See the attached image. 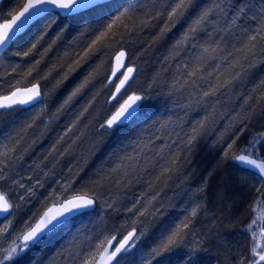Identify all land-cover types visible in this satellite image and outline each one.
<instances>
[{"label":"trees","instance_id":"trees-1","mask_svg":"<svg viewBox=\"0 0 264 264\" xmlns=\"http://www.w3.org/2000/svg\"><path fill=\"white\" fill-rule=\"evenodd\" d=\"M25 1L20 0V3ZM126 2L127 0H115L69 18L50 14L17 38L11 48L0 58V93L7 94L13 87H29L37 81L43 94L46 95L47 90L51 93V99L48 96V103L45 104L48 106L47 109L42 104L45 98L43 95L42 101L33 107H14L3 110L5 112L2 117L0 116V145L9 144L11 147L17 139L20 140L17 151L11 153L13 159L5 160L7 167L0 164V168H3V173L0 175L11 176L13 173L20 175V170L29 168L36 179L32 184V194L21 202L18 201L19 203H14L10 198V189L5 190L0 186V192L4 191L10 202L18 205L19 212L15 207L9 214L10 217L15 215L14 224L16 229L20 230L17 235L25 230L27 225L35 224L43 212L51 205L59 204V200L87 193L94 196L97 202L94 211L64 224L32 246L13 264H78L80 257L92 250L104 236H111L112 231H115L113 235H116L119 240L133 230L140 237L139 239L144 238L141 242L142 256H136L122 264H143V257L177 225V217L184 214L181 192L190 194V190L195 197V204L200 203L201 208L190 225L191 230L188 232L185 243L191 239L193 242H205V250L200 253L201 264H236L238 257H249L250 243L245 240L246 238L240 237L242 242L240 246H237V241L240 240H238L239 236L235 237V228L240 227L242 223L230 225L232 232L224 234L222 232L224 222L221 220L216 222L215 218H228L227 209L231 205L244 204L241 206L240 215H242H237L240 219L250 208V193L242 194L239 191L243 195L242 198L236 195L232 202L224 200V192H229L228 189L237 192L226 181L225 174L228 172L239 176V167L234 161L232 162L231 155L239 146L246 144L252 138L254 128L264 120V100L257 103V98L264 89L256 93L252 92V89L264 80V52L260 51L264 48V42L257 47L254 67L246 68L240 78L221 88L216 96L208 97L206 103L197 104L195 100L201 92L207 90L210 84L216 83V73H213L212 77H207L206 80L197 81V88H193L191 83L180 88V85L175 82L177 80L183 82L186 76L184 65L191 66L194 57L200 51L198 47L193 50L191 43L198 45L205 43L208 41L207 35L198 34L196 41L178 49L179 54L174 59L171 57L175 42L200 9L209 4L210 0H194L193 7L188 9L179 23L163 35L160 34V29L164 26L166 17L148 19L145 12L151 8L149 15H154L156 9L153 7V0H143L146 7L138 9L132 19L118 22L111 30H108L107 35L101 36L110 20L118 14L119 6ZM168 2L170 0H156V6L159 7V4ZM16 4L17 0H3L0 14L5 15ZM52 21H57L53 24H59L61 21L70 22L68 29L56 34L54 25L50 24ZM144 21H147L146 26ZM224 23L225 21L222 20L221 24ZM244 25L255 28L256 23L247 21ZM221 35L224 36L225 51L220 53V57L234 52L235 48L242 47L246 39V35L239 29H231L227 33H217L213 40H218ZM97 37L100 39L97 40ZM93 41L97 42L93 44ZM34 43L36 47L30 54L22 55L29 51ZM116 48L125 50L131 55L138 53L141 56L140 68L147 71L144 74L140 70L139 76L148 77L149 80L155 81L154 84L156 81L159 83H156L157 86L153 88V92L148 94L147 104L150 108H147L145 113L139 112L143 122L137 124V121H140L138 119L113 129H104V134L107 135L105 146L99 154L92 157L88 167L82 168L84 165L73 153V150L76 151L73 144L75 138H73V127L76 126L78 131L81 128L79 125L88 120L87 114L91 110V104L96 95L93 91L97 84L102 86L101 80L110 74L111 69L108 75L106 74V61ZM166 57L168 59H165ZM217 64L221 65L218 71L223 72L220 77L221 83L225 79H231L237 71H240L239 67L229 68L227 61L218 58L216 64L212 60L206 63L205 76ZM34 66L35 70L28 75L29 70ZM46 73H49L47 78H42ZM65 74H67L66 78H64ZM86 79L88 83L84 88L68 104H65L68 96ZM174 84L175 87H173ZM180 95H184L187 100L182 103ZM249 95L253 96L249 104L255 107V112L250 113V121H244L248 127L241 134L243 124L238 121L247 113V106L243 112L241 106ZM75 103L77 107L70 111V106ZM190 103L191 107H186ZM38 108L40 111L43 109L41 117L45 121L50 120L49 128L43 132L40 131L41 127L38 130L31 125L32 131L30 127H27L31 116L36 115L34 113H37ZM209 113L212 115L207 122V127L202 130V134L194 141L191 149L180 151L181 159L177 170L162 176L159 180L156 179L160 174L159 165L148 166L143 173L139 169L129 170V175L124 177L119 185L116 181L121 177V173L112 174L110 179L104 178L113 167L120 163L121 157L128 154L135 155L140 150L137 144L141 141L153 142L148 149L144 150V154L150 158L156 157L157 150L166 144H172L171 151L176 150L181 146L176 133L179 132L183 137L196 121ZM237 113L241 114L240 117L233 120ZM168 121L171 122L167 124V127L161 128V124ZM215 123L220 124L216 126ZM237 135L240 139L232 149L228 148L229 156H222L221 152L228 146V142L232 141L233 137L235 139ZM8 137L14 139L10 141ZM174 140L176 143H172ZM141 147H143L142 144ZM93 152H96V149ZM140 163L146 165L147 161L141 158ZM210 172L211 175H209ZM250 175L253 174L250 173ZM39 178L42 179L41 183L38 181ZM59 180L73 187L74 194L55 196L61 187L57 184ZM201 187L204 191L197 194V189ZM151 196H156V199L152 201L148 212L143 216H140L136 210L128 211L137 200H140L137 209L141 208ZM109 204L112 206L109 207ZM157 209L159 211H156ZM153 212L155 215H152ZM6 224H8V218L0 220V227ZM213 225L215 236L212 240H207L206 231ZM10 229L11 226L7 233ZM148 230L150 234L145 235ZM141 232L144 233L142 236ZM77 253L80 256H77ZM175 260L176 257L173 254L172 264H175ZM153 264H168L167 254Z\"/></svg>","mask_w":264,"mask_h":264},{"label":"snow or ice","instance_id":"snow-or-ice-1","mask_svg":"<svg viewBox=\"0 0 264 264\" xmlns=\"http://www.w3.org/2000/svg\"><path fill=\"white\" fill-rule=\"evenodd\" d=\"M99 4L100 0H27L26 3L22 4L20 0H17L16 6L13 7L6 16L0 14V20H3V23H0V51L6 49L13 39L34 19L50 12L53 8L59 10L57 15H72L86 9L96 8ZM193 5L194 0H170V2L161 3L159 7H157L156 0H153V7L156 9L155 14L149 15L152 11V9L149 8L148 11L145 12V16L148 17V19L166 17L164 26L160 29V34L163 35L165 32L171 31ZM141 7H146L143 0H127L125 4L119 6L120 10L118 14L110 20L105 31L101 33V36L107 35L108 30H111L118 22H123L125 19H132L137 10ZM222 20L225 21L223 25L221 24ZM247 21H255V28L245 26L244 22ZM143 23L145 26L147 25V21ZM125 27H127L126 24ZM209 29L211 30L209 31ZM231 29H239L242 34L246 35V39L242 47L235 48L234 52H229L227 55L220 57V53L225 51L224 36L221 35L218 40H213V37L217 33H227ZM201 33L207 35L208 41L199 45L197 43H191L192 48L195 49L198 47L200 51L194 57V62L191 66L187 64L184 65L186 76L183 82L181 83L179 80L175 82V84L180 85V88H183L189 83H191L193 88H197V81L206 80L207 77H212L213 73H216V83L210 84L207 90L201 92L199 97L195 100L197 104L206 103L208 97L216 96L221 88L231 84L233 80L240 78L242 72H244L246 68L255 66L257 47L261 42H264V0H210V3L200 9L198 14L191 20L187 29L182 33L181 37L175 42L171 58L174 59L175 56L179 54L177 51L178 49L189 45L190 42L196 41L198 34ZM99 39L100 37H97V40ZM96 42L97 41H93V44ZM35 47L36 44L34 43L29 51L22 53V55H29L31 50ZM260 51L264 52V48H261ZM16 54L21 55V53ZM125 57L126 53L122 49L114 53L115 63L111 69V76L116 77L117 73H121V69H124L121 73V78H119V83L115 87V93L117 94L120 93L121 89L129 82L132 78V73L135 71L133 67H125ZM229 57H232V59H229ZM217 58L227 61L229 68L239 67L240 71H237L231 79H225L221 83L220 77L223 75V72L218 71L221 65L217 64L215 68L207 72V76H205L204 69L206 63ZM165 59H168V57ZM37 64H39V61H37ZM33 70H35V66L33 69L29 70L28 75H31ZM226 70L227 69H225V71ZM48 74L49 73H46L42 78H47ZM66 76L67 74H65L64 78H66ZM87 83L88 80L86 79L68 96L64 103L68 104ZM175 84L173 87H175ZM261 89H264V80H261L260 83L252 89V92L256 93ZM43 95L45 94L40 90L39 81L32 84L30 87H13L7 94L0 93V109L7 110L17 105L35 104L42 99ZM193 95H195V93H193ZM115 98L116 95L114 94L113 99ZM143 99H145L143 95H137L135 93L129 95L100 127L102 129H113L138 120V102ZM252 100L253 96L249 95L241 106L242 112L245 110V106H247V113L238 121L243 124V128L240 130L241 134H243L244 129L248 127L244 121H250V113L255 112V107L249 104ZM262 100H264V91L260 92L257 103ZM186 107H191V103L186 105ZM85 111H87V109H85ZM211 115L212 114L209 113L202 119L196 121L191 129L184 133L183 137L177 132L176 136L180 140L181 146L174 151H169L172 149V144H166L157 150L156 157L150 158L144 154V150L148 149L153 142L141 141L137 144V148L140 150L137 151L135 155L128 154L121 157L120 163L113 167L110 173L104 178L110 179L112 174L121 173V177L116 181L117 185H119L123 178L129 175V170L136 171L139 169L140 172L143 173L147 170L148 166L156 167L159 165L160 174L157 176V180L177 170L181 159L180 151L182 149H191L194 141L202 134V130L207 127V122ZM240 115V113H237L232 119L237 120ZM170 122L171 121L162 123L161 128H166L167 124ZM27 127H31V124ZM10 139L12 138L10 137ZM61 139H63V137H61ZM157 139H159V137H157ZM239 139L240 136L237 135L232 143L228 145V148L232 149L233 145H235ZM19 143L20 140L17 139L15 144L11 147L9 144L0 145V164L7 167L5 160L13 159L11 153L17 151ZM172 143H176V141L174 140ZM141 144L143 147H141ZM261 146H264V132H259L252 136V138L247 141L246 147L237 148L232 153L231 159L241 165L257 170L258 174L264 177V156L260 155ZM224 155L228 157L229 152L226 151ZM18 158L22 159V157ZM141 158L147 161L146 165H141ZM0 173H3V168H0ZM209 175H211V172ZM3 178V175H0V179ZM206 183L205 181V185ZM21 187H23V185H21ZM203 191L204 188L201 187L197 189V194ZM257 191H259V189H257ZM27 192L32 194L31 188L27 189ZM21 199H23V197H21ZM155 199L156 196L149 197L145 204L139 209H137V205L140 204V200H137L128 211L132 212L136 210L140 216H143L148 212L149 207L152 205V201ZM95 202V197L87 193L76 195L66 200H59L58 208H55V210L49 208L35 224L27 225L25 230L11 240L8 247L5 248L0 246V264H13L17 258L39 242L46 233L55 230L63 223L62 218H65L67 214L92 208ZM108 206L111 207L112 205L109 204ZM15 207H18V205L10 202L7 195L0 192V216L10 214ZM200 208L201 204L196 203L191 208L190 213L185 216L184 220L172 228L167 235L143 257V264H153L154 261H157L161 257H165L166 254L168 264H172L173 254L176 257L175 264H201L199 254L205 250L204 241H196L191 244L185 243L188 232L191 230L190 225L197 216ZM156 211H159V209ZM254 211L256 215L252 221L245 226V230L251 234L250 258L240 256L236 264H264V200L256 201V208ZM152 215H155V212H153ZM10 226L11 221H8V224L0 227V236L7 232ZM257 227L259 231L255 230ZM143 234V232L140 233L141 236ZM139 238L140 237L135 234V230L127 232V234L123 235L122 239L119 240H117L116 235H106L95 244L92 250L80 257L78 264H121V261L126 255L135 248V242L139 240ZM69 255H71V253H69ZM77 256H80V254L77 253Z\"/></svg>","mask_w":264,"mask_h":264},{"label":"rangeland","instance_id":"rangeland-1","mask_svg":"<svg viewBox=\"0 0 264 264\" xmlns=\"http://www.w3.org/2000/svg\"><path fill=\"white\" fill-rule=\"evenodd\" d=\"M7 13L8 12L5 13V16L7 15ZM54 22H57V21H54ZM67 22L68 23H66V22L64 23L63 21H61L59 24H57V23L53 24V21H52V22H50V24L54 25V27H55L54 30H55L56 34H58V32L61 31V33H63L64 29H66V28L68 29V27H69L68 24L70 21H67ZM64 24H66V25H64ZM52 25H50V26H52ZM47 29H51V28H47ZM117 50H119V49L118 48L113 49V51L110 53V57L106 61V74L107 75H108L110 69H112V67H113L114 53ZM127 54H128V66L133 67L135 69L136 76H135L134 80L130 83L128 88L126 89L125 93L122 95V97L117 102H114L112 97H113L115 87H116L117 83L119 82L120 77H112L111 71H110V74L108 76H105L104 80H101L102 86L97 84L94 91H93L96 93V95H95V100L91 104V106H92L91 110L87 114L89 116L88 120L85 121L84 124L81 123L79 125L81 128L78 129V131H77L76 126L73 127V130H74L73 131V134H74L73 138L75 137L73 144L76 147V151L74 152V150H73V153L78 156L80 163L82 165H84V166L81 165L82 168L88 167L89 166L88 164L92 161L91 160L92 157L97 155V153L99 154V152H101V149L106 144L105 141H106L107 135L104 134L105 133L104 129H102L100 127V125L116 110V108L119 107V105L121 103L124 102V100H126V98L129 95H132L133 93H135L137 95H143L145 97V99H143L141 101L140 112L145 113L147 108L148 109L150 108V105L147 104V102L149 100L148 94H149V92H153V88L155 86H157V84L159 82L156 81L157 84L156 83L154 84L155 81L149 80L148 77L145 76L146 77L145 78L143 76H139L140 70L144 74H146V72H147L146 70L142 69V67L140 68L139 59L141 56L138 55V53H133L132 55L130 53H127ZM110 61L112 62V65H111ZM48 96H49V98L51 96L50 90L46 91L45 98L42 102L43 106L48 103V100H47ZM180 96L182 99V103L187 100L184 95H180ZM144 104H145V107H144ZM76 105H77L76 103L72 104V106H70V111L75 110V108L77 107ZM44 108L47 109L48 106L45 105ZM42 110L40 111V108H38L36 110L37 113H34L36 115L31 116V119H30L28 124H31L32 128L36 127L38 130L41 127L40 131L43 132V131H45V129L47 130L49 128L50 120L47 119L49 121H45L41 117V114L43 113ZM4 112L5 111H3V110L0 111L1 117L4 114ZM140 117H139L140 121L138 120L137 124H140L143 122V120H142L143 117L142 118H140ZM61 121H63V120H61ZM59 124H60V122H59ZM218 124H220V123H215L216 126ZM32 128L30 127V131H32ZM254 129L255 130L253 131L252 136L256 135L259 132H264V120H263V123L256 125V127ZM7 139L12 141L14 138L10 139V137H8ZM233 139H234V137H233ZM232 141L230 140L227 145L231 144ZM246 146H247V143L244 145H241L239 147H246ZM95 149H96V152H93ZM225 149L221 152L222 156L228 150V146ZM69 155H71V153ZM260 155L264 156V146H261ZM232 162H233V160H232ZM236 169L238 170V168H236ZM239 171H240L239 176L236 174L232 175V174L226 172V174H225L226 181L229 182L231 184V186H233L237 192H235L234 190L228 189L229 192H227V193L224 192V194H225L224 200H227V201L231 200V202H232V200H234V198H236V195H240V198H242L243 197L242 194L250 193L249 211H246L245 215H243L242 218L240 219V217L238 218L237 215H240V213H242L241 206L244 204L241 203L240 206L239 205H233V206L231 205L227 209L228 218L227 217H222V218H218V219L215 218L216 222L220 221V220H221V222H224V224L222 223V226L224 229L222 232L224 234L232 232V227L230 225L236 224L238 222L242 223L241 226L238 227L237 229L235 228V231H234L236 234L235 237L239 236L238 240H240V241H237V246H240V243L242 242L240 237L246 238L245 240H247L248 243H250L251 234L245 230V226L247 224H249L252 221V219L254 218V216L256 215V212L254 211V209L256 208V201L257 200H264V197H263V195H264L263 194V192H264V185L263 184L264 183H262L263 181L258 176L254 175V174L250 175L249 172H246L240 168H239ZM20 172H21L20 175H18L17 173H15V174L13 173L14 175L12 174L11 176L7 174L6 176H3L4 177L3 179H0V186L5 190L10 189V192H9V194L11 195L10 198L13 200L14 203L15 202L17 203L18 201L21 202L27 196V194H29L27 192V189L32 188V186H33L32 184L36 180L34 173L29 168H23V170L22 171L20 170ZM29 172H31V173H29ZM36 174L38 175V173H36ZM29 178L31 180H29ZM248 180H250V181H248ZM38 181H39V183H41L42 179L40 180V178H39ZM57 184H60L61 187H59V190H57L58 195L55 194V196L59 197V196H63V195L66 196V195H73L74 194L73 187L65 185L63 183V181L59 180V182ZM258 184H261V185H258ZM21 185H23V187H21ZM257 189H259V191H257ZM2 192H4V191H2ZM189 193L190 194L185 193V192H181V194H182L181 198L183 199L182 207L184 210V214L182 215V217H184V218H185V216H187L190 213L192 205L195 204V202H194L195 197L192 196L191 190ZM251 195H252V197H251ZM21 197H23V199H21ZM245 199H247V198H245ZM238 201H241V199L240 200L238 199ZM16 209H17V207H16ZM16 209H15V211H16ZM18 212H19V210H18ZM9 217H7V218H8V221H11V229H10V231H8V233L5 232L2 236H0V246H3L5 248L8 247L11 240L20 231L18 228L16 229V226L14 224L15 215H13L10 218ZM255 230L259 231V228L257 227ZM114 232L115 231H112L110 233V235H113ZM206 232H207V240H209V239L212 240V237L215 236L214 225L212 227H210L209 230ZM146 234L149 235L150 231L149 230L146 231L145 235ZM199 237L201 238L200 235H199ZM143 239L144 238L136 240L135 248L129 254L126 255V257L121 261V264L131 261V259H133L136 256L137 257L142 256L141 242ZM201 239H203V237ZM191 243H194L192 241V239L188 240L187 244H191ZM250 247H251V243H250ZM29 250H27L26 253ZM248 253H249V258H250V251H248ZM199 255L201 258V254H199ZM220 255L223 256L224 254H220ZM223 259H225V258L223 257Z\"/></svg>","mask_w":264,"mask_h":264},{"label":"water","instance_id":"water-1","mask_svg":"<svg viewBox=\"0 0 264 264\" xmlns=\"http://www.w3.org/2000/svg\"><path fill=\"white\" fill-rule=\"evenodd\" d=\"M112 1H114V0H100V4H99V6H101V5H104V4H107V3H109V2H112ZM2 2H3V0H0V6H1V4H2ZM26 2H27V0H26ZM25 2V3H26ZM93 9V8H92ZM88 10H91V9H86V10H83L82 12H78V13H75V14H72V15H60L62 18H69V17H72V16H76V15H79V14H82V13H84V12H86V11H88ZM59 12V10H57V9H52L50 12H47V13H45V14H43V15H41V16H39V17H37L36 19H34L28 26H26V28L21 32V33H19L14 39H13V41L8 45V47L6 48V49H4L3 51H0V58L9 50V48H11V46L13 45V43L15 42V40L18 38V37H20V36H22L23 34H25L28 30H29V28L31 27V26H33L35 23H37L38 21H40L41 19H43L44 17H46V16H48V15H50V14H53V13H58ZM0 23H3V21H1L0 20ZM125 51V50H124ZM125 53H126V57H125V61H124V63H125V67H129L128 66V54H127V52L125 51ZM114 63H115V61H114V58H113V65H114ZM124 71V69H121V73ZM121 73H117V76L116 77H118V76H120L121 75ZM135 76H136V71H134L133 73H132V78L129 80V82L125 85V87L123 88V89H121V92L120 93H115V91H114V94L116 95V98L115 99H113V97H112V99L113 100H117L125 91H126V89L128 88V86L130 85V83L134 80V78H135ZM40 86V85H39ZM30 87V86H29ZM40 90H41V92H42V88H41V86H40ZM113 94V95H114ZM42 99H43V96H42ZM42 99L39 101V102H37V103H35V104H29V105H17V106H15V107H23V108H29V107H32V106H35V105H37L38 103H40L41 101H42ZM127 99V98H126ZM139 103V108H138V113L140 112V109H141V101L140 102H138ZM3 109H0V111H2ZM130 123V122H129ZM128 124V123H127ZM126 125V124H125ZM237 164L240 166V167H243V168H245V169H247V170H250L251 172H253V173H255L256 175H258L263 181H264V177H261L259 174H258V171L257 170H255V169H252V168H250V167H248V166H244V165H241V164H239L238 162H237ZM96 206H97V202H95V204L92 206V208H89V209H85V210H82V211H80V212H76V213H69V214H67V216L65 217V218H62V220H63V223H61L55 230H53V231H51V232H48V233H46L43 237H42V239H44L45 237H47V236H49L50 234H52L54 231H56L58 228H60L61 226H63L64 224H66V223H68V222H70L71 220H73V219H75V218H77V217H79V216H81V215H84V214H86V213H90V212H92V211H94L95 209H96ZM59 207V204H53V205H51L49 208H53L54 210H55V208H58ZM49 208H47L45 211H44V213L45 212H47L48 211V209ZM43 213V214H44ZM42 214V215H43ZM9 214H4V215H2V216H0V220L1 219H4L5 217H7ZM41 215V216H42ZM40 216V217H41ZM40 217H39V219H40ZM38 219V220H39ZM37 220V221H38ZM36 221V222H37ZM35 222V223H36ZM41 239V240H42ZM40 240V241H41ZM39 241V242H40ZM38 243V242H37ZM36 243V244H37ZM35 244V245H36Z\"/></svg>","mask_w":264,"mask_h":264},{"label":"bare ground","instance_id":"bare-ground-1","mask_svg":"<svg viewBox=\"0 0 264 264\" xmlns=\"http://www.w3.org/2000/svg\"><path fill=\"white\" fill-rule=\"evenodd\" d=\"M190 46H191V45H190ZM191 48H192V47H191ZM116 49H117V48H116ZM118 49H119V48H118ZM192 49L195 50L194 48H192ZM216 60H217V62H218V58H217V59H213L212 61H213V62L215 61V64H216V63H217ZM32 74H35V73H32ZM169 151H171V150H169ZM237 165H238V164H237ZM29 180H31V179L29 178ZM28 195H29V194H27L26 197H28ZM26 197H25V198H26ZM25 198H24V199H25ZM40 198H42V197H40ZM182 220H184V217H182V215H180V216L177 217V219H176L177 222H176V223L178 224V223H180Z\"/></svg>","mask_w":264,"mask_h":264},{"label":"flooded vegetation","instance_id":"flooded-vegetation-1","mask_svg":"<svg viewBox=\"0 0 264 264\" xmlns=\"http://www.w3.org/2000/svg\"><path fill=\"white\" fill-rule=\"evenodd\" d=\"M235 163H236V165H237V162L235 161ZM238 166V165H237ZM240 169H242V170H244V171H246V172H249V173H252L251 171H249V170H247V169H245V168H243V167H240V166H238ZM253 174V173H252Z\"/></svg>","mask_w":264,"mask_h":264}]
</instances>
